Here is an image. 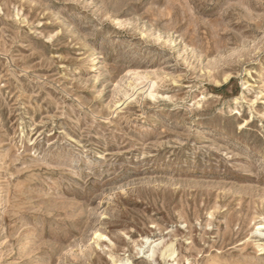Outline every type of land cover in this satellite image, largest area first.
I'll list each match as a JSON object with an SVG mask.
<instances>
[{
    "label": "rangeland",
    "instance_id": "rangeland-1",
    "mask_svg": "<svg viewBox=\"0 0 264 264\" xmlns=\"http://www.w3.org/2000/svg\"><path fill=\"white\" fill-rule=\"evenodd\" d=\"M0 264H264V0H0Z\"/></svg>",
    "mask_w": 264,
    "mask_h": 264
},
{
    "label": "bare ground",
    "instance_id": "bare-ground-1",
    "mask_svg": "<svg viewBox=\"0 0 264 264\" xmlns=\"http://www.w3.org/2000/svg\"><path fill=\"white\" fill-rule=\"evenodd\" d=\"M172 254H173V253H171L170 255H172ZM170 255H169V256H170Z\"/></svg>",
    "mask_w": 264,
    "mask_h": 264
}]
</instances>
